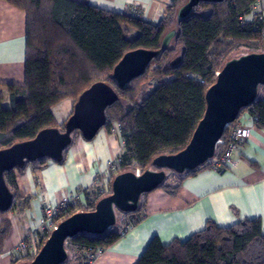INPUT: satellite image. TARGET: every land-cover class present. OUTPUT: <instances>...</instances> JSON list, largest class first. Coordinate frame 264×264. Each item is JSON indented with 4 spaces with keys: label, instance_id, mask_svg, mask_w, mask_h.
I'll list each match as a JSON object with an SVG mask.
<instances>
[{
    "label": "trees",
    "instance_id": "trees-1",
    "mask_svg": "<svg viewBox=\"0 0 264 264\" xmlns=\"http://www.w3.org/2000/svg\"><path fill=\"white\" fill-rule=\"evenodd\" d=\"M5 1L26 14V51L24 83L6 86V105L0 93V149L32 139L45 128L62 130L64 123L57 124L51 108L67 98L74 103L94 82L107 83L118 94L105 109L103 126L110 130L118 123L123 142L113 160L116 169L109 176L108 192L97 186L83 190L85 204L68 207L60 214L62 219L77 211L93 210L96 201L110 193L112 176L136 169L143 173L151 168L154 156L183 149L203 116L205 90L215 81L214 72L234 57L264 52V0L199 2L180 21L175 20V14L186 0H171L156 24L133 17L128 9L117 13L72 0ZM173 27L175 34L169 45L160 50L143 74L119 89L111 77L114 65L127 51L160 49L162 37ZM130 29L137 32L134 39L124 34ZM258 88L253 102L239 113H250L254 124L264 129V84ZM225 134L224 130L221 138ZM78 138L76 133L73 142ZM214 151L212 158L191 171H169L156 189L176 196L186 178L212 168L223 147L217 145ZM49 160L39 159L4 173L14 195L9 211H24L30 199L19 194L16 173L22 175L27 167L44 168ZM148 194L140 196L136 210L120 212V218L103 233H78L67 239V257L61 264H88L90 255L116 244L127 233L126 225L133 227L143 219ZM9 229V220H0V250ZM34 256L26 253L12 257V264L31 261ZM136 264H264L261 221L241 219L222 227L207 219L204 228L189 238H175L167 244L154 236Z\"/></svg>",
    "mask_w": 264,
    "mask_h": 264
},
{
    "label": "crops",
    "instance_id": "crops-1",
    "mask_svg": "<svg viewBox=\"0 0 264 264\" xmlns=\"http://www.w3.org/2000/svg\"><path fill=\"white\" fill-rule=\"evenodd\" d=\"M72 1L117 13L140 8L143 20L156 24L171 0ZM25 21L22 10L0 0V93L6 104V86L24 83ZM72 105L73 100L67 98L51 108L57 124L65 122ZM238 123L247 129V135L233 151V163L222 171L203 168L186 178L174 197L161 189L150 192L143 219L88 264H136L154 236L163 244L175 238L182 241L203 229L207 219L222 227L241 219H259L264 231V129H259L246 111L241 112ZM111 129L102 127L91 141L78 138L64 153L63 162L49 160L44 168L27 167L22 175L16 173L19 194H27L30 199L24 211L0 214V220L10 222L0 250V264H12V250L36 227L44 203L54 205L61 197L77 193L79 203L84 205L83 190L107 185V166L123 147L120 134Z\"/></svg>",
    "mask_w": 264,
    "mask_h": 264
},
{
    "label": "water",
    "instance_id": "water-1",
    "mask_svg": "<svg viewBox=\"0 0 264 264\" xmlns=\"http://www.w3.org/2000/svg\"><path fill=\"white\" fill-rule=\"evenodd\" d=\"M222 0H186L176 11L175 20L186 17L199 2L220 3ZM175 29L161 39L158 50L138 48L127 51L114 65L112 79L119 89L138 78L162 48L169 45ZM178 58L173 64L178 62ZM264 84V52L246 53L226 61L215 76V81L205 91V110L195 126L188 144L176 154H161L151 160V168L136 175L133 171L119 172L111 179L110 193L99 198L91 211H77L62 219L31 261L19 264H61L67 257L66 240L78 233L100 234L115 224L117 214L132 212L139 198L150 193L165 180L169 171L177 174L191 171L214 156L216 143L225 130V124L239 116L241 108L256 97L258 87ZM72 105V112L62 130L45 128L29 140L0 149V211L10 210L14 195L4 181L10 169H22L39 159L62 161L72 145L76 133L91 141L105 124V109L118 99V94L107 83L94 82L83 90Z\"/></svg>",
    "mask_w": 264,
    "mask_h": 264
},
{
    "label": "built area",
    "instance_id": "built-area-1",
    "mask_svg": "<svg viewBox=\"0 0 264 264\" xmlns=\"http://www.w3.org/2000/svg\"><path fill=\"white\" fill-rule=\"evenodd\" d=\"M131 14L133 17H138L143 19L144 11L140 8H131ZM219 71L214 72L215 76L218 74ZM252 121H255V118L252 117ZM111 131L118 132L120 134L119 125H113V129ZM225 137L224 139L220 137L217 141L216 146H222L223 152L220 154L219 157H216L213 160L212 169L213 170H220L227 168L232 162L231 156L233 151L238 147V144L246 138L247 129L240 125L237 120L225 124ZM107 175L108 177L114 173L115 166L113 161L110 162L107 166ZM136 175L140 174V171L136 169L134 171ZM103 193L108 192L107 189L103 188L100 189ZM80 201L79 194L75 193L72 196H63L61 197L54 205L50 203H44L42 206V213L40 216V220L38 221L36 227H34L30 232L25 236L23 240L19 242V244L14 247L11 252L12 257H22L24 255H36L38 249L44 243L45 239L49 236L52 229L56 227V225L62 220L60 214L63 213L68 207L75 206ZM85 204V202H84ZM119 216L117 215V218ZM126 232L131 229V226L126 225ZM66 241L65 244H67ZM95 256L90 255L89 261H91Z\"/></svg>",
    "mask_w": 264,
    "mask_h": 264
},
{
    "label": "rangeland",
    "instance_id": "rangeland-1",
    "mask_svg": "<svg viewBox=\"0 0 264 264\" xmlns=\"http://www.w3.org/2000/svg\"><path fill=\"white\" fill-rule=\"evenodd\" d=\"M164 12V11H163ZM163 14V13H162ZM162 16V15H161ZM125 34V36L128 38V39H134L136 36H137V32L135 31V30H133V29H130V31H128V32H125L124 33ZM155 83V82H154ZM5 105H6V102L4 103ZM117 123H114V125H116ZM108 168V167H107ZM108 170V169H107ZM107 170H106V175H107ZM113 174V173H112ZM113 177V176H112ZM108 185H109V182L107 183V185L106 186H100V187H98V188H100V189H103V188H105V189H107L108 190ZM80 202V201H79ZM78 202V203H79ZM80 204V203H79ZM78 204V205H79ZM77 205V206H78ZM119 217L117 218V219H119L120 218V215L119 214H117Z\"/></svg>",
    "mask_w": 264,
    "mask_h": 264
}]
</instances>
